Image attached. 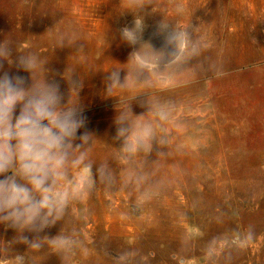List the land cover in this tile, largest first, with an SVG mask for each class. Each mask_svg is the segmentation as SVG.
I'll return each instance as SVG.
<instances>
[{
  "label": "rangeland",
  "instance_id": "374dc122",
  "mask_svg": "<svg viewBox=\"0 0 264 264\" xmlns=\"http://www.w3.org/2000/svg\"><path fill=\"white\" fill-rule=\"evenodd\" d=\"M197 1L0 0V76L57 83L89 134L78 195L43 231L0 224V264H264V49Z\"/></svg>",
  "mask_w": 264,
  "mask_h": 264
},
{
  "label": "clouds",
  "instance_id": "9594fccd",
  "mask_svg": "<svg viewBox=\"0 0 264 264\" xmlns=\"http://www.w3.org/2000/svg\"><path fill=\"white\" fill-rule=\"evenodd\" d=\"M136 28H141L140 21ZM123 35L130 42L137 38L128 28ZM178 38V34L169 37ZM34 67L30 58L18 62V69L29 73ZM84 124L79 110L65 104L57 83L26 87L22 76H0V224L20 232H40L62 217L69 198L78 195V185L70 190L64 182L69 168L82 163L84 153L75 154L80 147L75 142L87 143L88 132L77 136ZM23 238L32 248L40 247ZM251 238L249 232L247 240ZM237 243L242 241L237 238Z\"/></svg>",
  "mask_w": 264,
  "mask_h": 264
},
{
  "label": "crops",
  "instance_id": "0c3cea01",
  "mask_svg": "<svg viewBox=\"0 0 264 264\" xmlns=\"http://www.w3.org/2000/svg\"><path fill=\"white\" fill-rule=\"evenodd\" d=\"M198 2L200 1L195 3L193 15H197V11L205 9V7L212 11L217 9L219 10L225 33L235 34L236 38L239 35L249 34L251 35V48L264 49V47L261 48L256 45L260 41L259 37L264 34V0H215L211 4L207 3V6H203ZM190 8L189 6V11L192 10ZM241 55H244V53ZM257 55L260 54L257 53Z\"/></svg>",
  "mask_w": 264,
  "mask_h": 264
}]
</instances>
